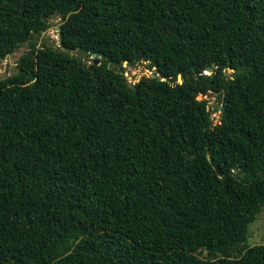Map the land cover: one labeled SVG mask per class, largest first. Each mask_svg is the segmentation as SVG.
Listing matches in <instances>:
<instances>
[{
    "label": "trees",
    "instance_id": "1",
    "mask_svg": "<svg viewBox=\"0 0 264 264\" xmlns=\"http://www.w3.org/2000/svg\"><path fill=\"white\" fill-rule=\"evenodd\" d=\"M22 46L0 264H264L238 246L264 208V0H0V61Z\"/></svg>",
    "mask_w": 264,
    "mask_h": 264
},
{
    "label": "rangeland",
    "instance_id": "2",
    "mask_svg": "<svg viewBox=\"0 0 264 264\" xmlns=\"http://www.w3.org/2000/svg\"><path fill=\"white\" fill-rule=\"evenodd\" d=\"M59 19H53L51 21L50 28L41 36L39 44L43 41L50 44L58 46V37H57V26L59 25ZM26 47L22 46L18 50L14 51L10 56L5 60L0 61V79H3L7 76L12 75L16 69V61L25 52ZM86 64L89 65L87 61ZM125 69V75L127 82L131 85L139 81L142 77H150L154 74L153 70L147 68V63L137 64L134 67H128L126 64L123 65ZM203 74L210 75V72L207 70ZM226 74H230L227 72ZM197 100H207L209 107L214 108L211 114V119L213 124H217L219 120V104L217 97L215 95L207 94L206 96H198ZM255 245H264V208L258 213L253 222L248 225L246 240L241 246H255Z\"/></svg>",
    "mask_w": 264,
    "mask_h": 264
},
{
    "label": "water",
    "instance_id": "3",
    "mask_svg": "<svg viewBox=\"0 0 264 264\" xmlns=\"http://www.w3.org/2000/svg\"><path fill=\"white\" fill-rule=\"evenodd\" d=\"M57 31H58V28H57ZM95 57H96V54H93V55H92V58H95ZM125 64H126V63H124L123 65H125ZM94 65H98V62L95 61V62H94ZM227 71L230 72V73H232L234 70H233V69H227ZM16 73H17V72H15V74H16ZM10 76H11V75H10ZM150 77H151V78H154L155 75L152 74ZM163 80H164V79H161V81H163ZM177 82L180 83V84L182 83V80H181L180 75L177 76Z\"/></svg>",
    "mask_w": 264,
    "mask_h": 264
}]
</instances>
